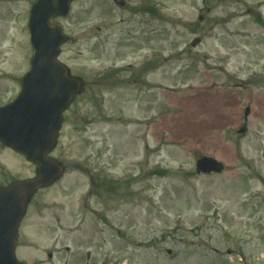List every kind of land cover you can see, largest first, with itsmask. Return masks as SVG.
Returning a JSON list of instances; mask_svg holds the SVG:
<instances>
[{"label": "rangeland", "instance_id": "374dc122", "mask_svg": "<svg viewBox=\"0 0 264 264\" xmlns=\"http://www.w3.org/2000/svg\"><path fill=\"white\" fill-rule=\"evenodd\" d=\"M34 1L0 0V101L30 69ZM141 1L113 12L106 0H80L63 21L69 41L60 60L85 91L51 154L66 175L33 199L24 224L30 252L20 259L264 264V133L253 120L238 134L250 100L264 112V85L243 83L264 68V25L247 16L264 18V0H151L149 19L135 14ZM145 19L146 30L127 39ZM196 39L202 44L194 48ZM5 152L0 166L12 179L35 176L34 164L24 157L22 167L20 156L6 152L10 162ZM204 156L224 172L198 175ZM250 172L258 179L249 181ZM57 249L49 260L46 252Z\"/></svg>", "mask_w": 264, "mask_h": 264}, {"label": "water", "instance_id": "95a60500", "mask_svg": "<svg viewBox=\"0 0 264 264\" xmlns=\"http://www.w3.org/2000/svg\"><path fill=\"white\" fill-rule=\"evenodd\" d=\"M73 1L38 0L30 21L35 50L31 71L24 78L16 102L0 110V140L38 165L36 178L15 183L1 192L7 195L5 207L9 215H19L14 211L19 206L25 215L35 193L64 174L63 166L48 154L55 148L63 113L80 93L82 82L72 78L58 61L66 37L54 19L66 16ZM197 168L205 174L222 171L221 165L210 158L200 159ZM0 264H21L15 257V245L0 246Z\"/></svg>", "mask_w": 264, "mask_h": 264}, {"label": "flooded vegetation", "instance_id": "af4514ba", "mask_svg": "<svg viewBox=\"0 0 264 264\" xmlns=\"http://www.w3.org/2000/svg\"><path fill=\"white\" fill-rule=\"evenodd\" d=\"M107 1H109V2H113V3H118V1L117 0H107ZM256 82H258L257 80H250L249 81V83L251 84V85H253V83H256ZM264 82V81H263ZM263 84V83H262ZM257 120V121H260L259 122V127H258V130H259V133H264V112H261L260 114H256V113H254V112H252L251 110H250V112H249V116L247 117V120L245 119V122L247 123V125H248V123H249V120ZM23 167H24V162H23ZM4 169L5 168H3V172L2 173H0V188L1 187H5V186H7L8 185V181H9V179H10V177H9V174H8V172H7V170L6 171H4ZM261 182H262V184L264 185V171H263V173H262V178H261ZM262 196L264 197V190H263V192H262ZM22 254V255H24V219L22 220V223H21V225H20V230H19V239H18V254ZM74 264H78V262L77 263H74Z\"/></svg>", "mask_w": 264, "mask_h": 264}, {"label": "bare ground", "instance_id": "6f19581e", "mask_svg": "<svg viewBox=\"0 0 264 264\" xmlns=\"http://www.w3.org/2000/svg\"><path fill=\"white\" fill-rule=\"evenodd\" d=\"M195 117H196V115H195ZM178 127L179 128H177L178 129V133H177V137H179V138H183L185 135H187L186 134V131H185V123H184V121H183V119H181V120H179L178 121Z\"/></svg>", "mask_w": 264, "mask_h": 264}]
</instances>
